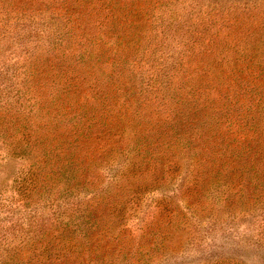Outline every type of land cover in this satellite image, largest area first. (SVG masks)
Listing matches in <instances>:
<instances>
[{
	"label": "rangeland",
	"instance_id": "374dc122",
	"mask_svg": "<svg viewBox=\"0 0 264 264\" xmlns=\"http://www.w3.org/2000/svg\"><path fill=\"white\" fill-rule=\"evenodd\" d=\"M60 2L39 0L27 4L34 5L29 14L24 9L13 12L12 19L0 28V118L4 122L0 132L14 135L8 127L12 123L8 122H15L18 128L27 119L36 123L37 135L45 137L47 121L65 119L66 115L81 111L95 116L97 126L93 132L105 135L101 141H107L108 148L113 149L110 156H104L105 162L103 157L94 158L98 162L92 174H97V184L100 181L102 185L97 196L119 192L107 184L122 167L126 178L121 182H131L133 186L129 195L124 191L107 202L111 209L106 207L103 211V203L98 206L100 212L95 218L99 230L94 235L97 248L91 257L98 256L103 264H264V200L257 193L248 196L236 193V189L231 195H223L217 189L206 198L192 187L180 194V180L171 176L169 163L178 151H166L165 157L162 152L150 153L145 158L146 162L151 161L145 165L147 172L137 178L122 158L132 156V152L122 154L115 149V141L124 142L135 133L156 138L157 128L178 107L176 87L185 70L195 79H204L208 99L215 110L220 109L223 100L219 92L229 68L227 58L232 57L227 44L259 29L264 23V0H123L128 5L127 13L139 10L140 14L133 18L137 15L134 13L118 24L116 36L121 45L113 52L124 61L122 65L127 70L109 82L104 75L111 72L101 65L108 53L100 56L101 62L92 69L76 68L79 70L66 74L57 70L34 74L27 67L29 61L18 63L27 54H52L46 42L52 31L63 26V21L57 19ZM104 15L101 12L98 17L102 19ZM81 33L78 31L77 35ZM91 33L85 30L88 35H84V41L93 44ZM62 75L65 81L66 76L75 78L78 84L73 86L79 88L64 89ZM107 87L113 92L108 99L111 106L106 104L105 111L99 101L93 100L92 92ZM112 97L117 98V103L111 101ZM74 101L81 108L73 105ZM2 140L0 137V264L7 258L1 255L6 249L17 248L24 253L40 246L41 238L52 228L51 212L83 213L97 204L92 203L94 193L86 191L71 197H51L50 201L36 196L31 201L25 190L29 187L27 174L36 169L30 168L26 156H17L20 149H14L12 143L9 147ZM163 166L166 177L171 178L160 187L162 180L158 178ZM227 186L234 188L230 182ZM93 221L84 218V224ZM84 226L83 230H87L89 225ZM88 257L86 253L85 258Z\"/></svg>",
	"mask_w": 264,
	"mask_h": 264
},
{
	"label": "trees",
	"instance_id": "16d2710c",
	"mask_svg": "<svg viewBox=\"0 0 264 264\" xmlns=\"http://www.w3.org/2000/svg\"><path fill=\"white\" fill-rule=\"evenodd\" d=\"M35 1L39 3V0H0V28H4L3 23L7 24L12 19L10 16L13 12L24 9L25 14H29L34 5L27 4ZM127 9L128 5L123 0H61L57 19L63 21V26H56L51 39L46 42L47 48L51 47L52 54L48 57L27 54L28 57L18 59V63L29 61L27 67L32 68L34 74L47 70L66 74L71 70H79L76 68L92 69L101 62L99 57L108 53L101 65L111 72L104 75L107 82L115 80L127 70L122 65L124 61L113 52L116 46L121 45L116 36L118 24L127 21L134 13L137 15H133V18L140 14L139 10H129L127 13ZM42 12L40 10L39 13ZM101 12H105L102 19L98 17ZM86 29L92 31L93 44L84 41V37L88 35H85ZM78 31L82 33L77 35ZM227 45L232 57L227 58L229 68L226 69L224 87L219 92L223 100L220 109L215 110L208 99L204 79H195L185 70L176 87L179 88L178 101L175 103L178 107L172 109L170 116L157 128L159 131H155L156 138L143 132L132 134V137L128 135L124 142L115 141V149L122 154L132 152V156L128 157L127 154L122 158L124 162H128V169L134 171L133 177L136 175L137 178H142L147 172L151 161L146 162L145 158L150 153L162 152L165 157L173 149L179 154L169 158L171 176L180 180V194L187 193L194 187L199 194L208 198L217 189L223 195H231L232 190L238 189V194L251 196L257 193L258 198L264 200V23L257 31L248 33L245 38L237 37ZM63 76L60 84L64 89L79 88L73 86L78 84L75 78L66 76L65 81ZM94 86L97 87V84ZM93 92V100L99 101V105L104 106L106 111V104L109 107L108 99L113 91L107 87ZM67 93L68 91L65 92ZM116 99L112 97L111 101L117 103ZM73 105L81 108L75 101ZM70 111L66 113L69 114ZM90 115L81 111L76 115H66L65 119L60 117L47 121L45 137L37 135L36 123L28 122L27 119H23L18 128L15 127V122H8L12 123L8 127L14 135L0 132V137L4 139L2 141L8 142L9 147L12 143L14 149H20L17 156H26V161L31 164L30 168L36 169L27 174L29 187L25 190H28L31 201L36 196L50 201L51 197H71L86 191L94 193L92 203L97 202L96 206L86 208L83 213L51 212L52 228L45 232L39 242L40 246L30 247L24 253L19 248L18 251L17 248L6 249L1 254L7 257L3 264H103V260L98 261V256L91 257L97 248L94 235H98L99 230V223L95 218L100 212L98 206L103 203V211L106 207L111 209L112 205L107 202L125 194L124 191L129 195L133 185L131 182H121L126 173V169L122 167L114 176L115 179L107 184L112 190L118 188L119 192L97 196L102 185L100 181L97 184V174H92L98 162L94 158L110 156L113 149L108 148L107 141H101L105 135L93 132L97 122L95 116ZM100 124L105 125L102 121ZM0 126L4 127L3 118H0ZM8 152L16 155V152ZM128 158L130 160L125 161ZM106 160L104 158L102 162ZM166 174L164 166L161 167L158 178L159 181L162 180L160 187L171 178L166 177ZM229 182L234 184V188L227 186ZM72 210L75 211V208ZM84 218L94 221L84 224ZM84 225H89L87 230H83L86 228ZM86 253L90 257L85 258Z\"/></svg>",
	"mask_w": 264,
	"mask_h": 264
}]
</instances>
